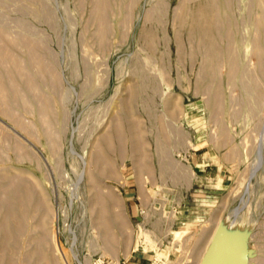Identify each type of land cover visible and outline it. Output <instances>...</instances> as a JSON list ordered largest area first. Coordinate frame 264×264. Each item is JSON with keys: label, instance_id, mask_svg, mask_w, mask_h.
Returning a JSON list of instances; mask_svg holds the SVG:
<instances>
[{"label": "rangeland", "instance_id": "1", "mask_svg": "<svg viewBox=\"0 0 264 264\" xmlns=\"http://www.w3.org/2000/svg\"><path fill=\"white\" fill-rule=\"evenodd\" d=\"M108 2L0 0V264H264V0Z\"/></svg>", "mask_w": 264, "mask_h": 264}, {"label": "bare ground", "instance_id": "2", "mask_svg": "<svg viewBox=\"0 0 264 264\" xmlns=\"http://www.w3.org/2000/svg\"><path fill=\"white\" fill-rule=\"evenodd\" d=\"M108 1L109 0H96V4H95L97 6L96 10H100V9L103 10V8H105V6H108L107 5L109 3ZM214 1H216V0H214ZM209 4L207 2L204 6H199L198 8H196L194 11H192L190 13H187V11L185 10L184 16H183L184 21L182 23L186 22V18H187L186 16H188L189 20H190L189 23H191L190 25L192 27V32H196L198 34V36L200 35V36H203L205 38H210V40L212 42V44L210 45V51L212 53V56L215 57L217 55V48L215 47V45L213 43L212 37H213L214 28L216 27V22L219 20L220 16H219V13L217 12V10L214 9L215 6L212 7V5L210 4V6H209ZM225 5L227 6V1L224 3V6ZM106 8L109 9L108 7H106ZM106 8H105V10H106ZM103 13H104V11H103ZM99 20L102 22L105 19L101 15V16H99ZM262 20L264 21V18ZM103 23H105V22H103ZM101 25H103V24L101 23ZM0 43H1L0 46L3 47L4 44H3L2 39L0 40ZM27 47H28V45H27ZM29 47H28V50L30 51V54H31L30 56L36 57L37 56L35 54L36 52H34L35 49L34 50L32 49L33 46H31V49H29ZM0 49H1V47H0ZM2 49H4V48H2ZM5 50H7V48H5L3 51H5ZM7 52H8V50H7ZM5 53L2 52V56L5 55ZM10 56L12 57L13 55L8 54V56H7V53H6V55L4 56V58H6L5 59L6 62H7V60L12 61V59L13 60L15 59V58H12V59L9 58ZM35 62H36V60H35ZM18 64L20 65V63H18ZM18 64L16 63V61H14V68H16V70L18 69L20 71V69L23 66L20 68ZM9 66H13V65L10 64ZM28 81L26 82V84L28 87H30V85H32V83L28 84L31 80L29 82ZM32 88H33V85H32ZM4 90L6 91V89H4V87H3V82L0 79V101L1 100L5 101V99L7 98V95H5L6 93H4ZM42 112L44 113V115H45V113H47V105L43 106ZM6 113L8 114L9 112L7 111ZM7 188H8L7 193L9 194L8 200L5 199L4 201H5L6 206L8 207V212H7L8 213V216H7L8 222H6V226H3V227H5V230L7 231L6 234L8 235L9 239L12 240L15 238V231L18 229V221H16V219L20 220V216L24 214V213L23 214L19 213L18 207L19 206L22 207L21 204L24 206V204H26V202H28L32 198V197L30 198L32 193H30V190H28V191L24 190L20 183H12ZM20 211L22 213L23 210H20ZM223 259L225 261H229V260L233 259L232 254L229 253V255L223 257Z\"/></svg>", "mask_w": 264, "mask_h": 264}, {"label": "water", "instance_id": "3", "mask_svg": "<svg viewBox=\"0 0 264 264\" xmlns=\"http://www.w3.org/2000/svg\"><path fill=\"white\" fill-rule=\"evenodd\" d=\"M220 250V248L216 249L215 247L209 249L202 257L200 264H245V254L237 255L235 258L225 261Z\"/></svg>", "mask_w": 264, "mask_h": 264}, {"label": "crops", "instance_id": "4", "mask_svg": "<svg viewBox=\"0 0 264 264\" xmlns=\"http://www.w3.org/2000/svg\"><path fill=\"white\" fill-rule=\"evenodd\" d=\"M128 194H130V193H128ZM128 196H130V195H128ZM130 199H134V196H130ZM130 264H143V263L139 260H136L135 262L130 263Z\"/></svg>", "mask_w": 264, "mask_h": 264}]
</instances>
